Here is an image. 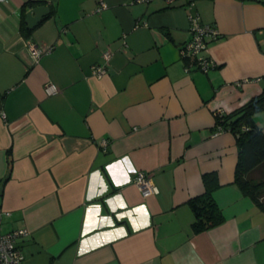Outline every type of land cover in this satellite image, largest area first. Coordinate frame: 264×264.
Here are the masks:
<instances>
[{"label":"crops","instance_id":"obj_1","mask_svg":"<svg viewBox=\"0 0 264 264\" xmlns=\"http://www.w3.org/2000/svg\"><path fill=\"white\" fill-rule=\"evenodd\" d=\"M27 1L55 9L28 38L50 47L36 61ZM187 1L0 0V208L3 232L28 231L22 264H264V208L233 183L234 135L214 128L264 87V0H193L221 33L205 73L179 56ZM253 118L264 131V110ZM210 172L223 221L194 232L187 201Z\"/></svg>","mask_w":264,"mask_h":264},{"label":"trees","instance_id":"obj_2","mask_svg":"<svg viewBox=\"0 0 264 264\" xmlns=\"http://www.w3.org/2000/svg\"><path fill=\"white\" fill-rule=\"evenodd\" d=\"M35 1H27L21 6L20 32L26 38L31 37L32 29L25 23L27 8L35 6ZM55 9L50 7L44 18L52 15ZM264 110V87L244 104L230 112H216V130H229L235 137L237 161L233 183L244 194L249 196L258 206L264 208V131L255 123L254 114ZM12 159L8 160V171L11 170ZM258 172V176L253 173ZM204 191L188 199L187 203L193 212L191 228L200 232L223 221V215L212 197V191L219 185L214 172L202 175Z\"/></svg>","mask_w":264,"mask_h":264},{"label":"built area","instance_id":"obj_3","mask_svg":"<svg viewBox=\"0 0 264 264\" xmlns=\"http://www.w3.org/2000/svg\"><path fill=\"white\" fill-rule=\"evenodd\" d=\"M153 0H131L132 3H149ZM167 5H172L179 0H162ZM193 0H188L185 4L186 16L189 23V39L179 47V56L186 61L185 70L189 66L195 65L201 72H207L215 66L214 61L208 56L207 49L210 42L218 39L221 35L215 24L203 22L200 19L199 13L194 8ZM105 7L101 2L96 10L99 11ZM27 49L36 61L40 55L49 51L50 47L44 48L30 39L26 43ZM111 53L104 51L102 56L105 60L104 64H94L91 66V73L95 76H102L106 72V64ZM45 93L51 95L57 92V87L52 83H46L44 87ZM222 112V111H219ZM2 116L4 114L2 113ZM219 131V130H217ZM105 144V143H104ZM134 183L142 196H148L157 192L156 186L152 183L149 174L143 171H137L134 176ZM10 213L7 210L0 208V264H22L24 254L22 253L18 240L27 235L28 231L25 228L13 229L7 232L2 231V220Z\"/></svg>","mask_w":264,"mask_h":264},{"label":"water","instance_id":"obj_4","mask_svg":"<svg viewBox=\"0 0 264 264\" xmlns=\"http://www.w3.org/2000/svg\"><path fill=\"white\" fill-rule=\"evenodd\" d=\"M50 11L48 5H36L29 8L25 13V23L28 29H32L36 26L41 19L46 16Z\"/></svg>","mask_w":264,"mask_h":264},{"label":"rangeland","instance_id":"obj_5","mask_svg":"<svg viewBox=\"0 0 264 264\" xmlns=\"http://www.w3.org/2000/svg\"><path fill=\"white\" fill-rule=\"evenodd\" d=\"M253 176H258V172L253 173ZM262 199H264V197H262Z\"/></svg>","mask_w":264,"mask_h":264}]
</instances>
